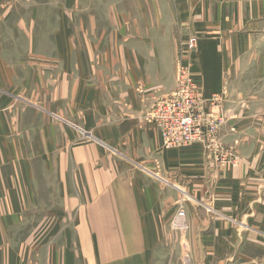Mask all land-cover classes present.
<instances>
[{
	"label": "crops",
	"instance_id": "1",
	"mask_svg": "<svg viewBox=\"0 0 264 264\" xmlns=\"http://www.w3.org/2000/svg\"><path fill=\"white\" fill-rule=\"evenodd\" d=\"M179 56L219 150L153 123ZM262 80L264 0H0V264H264Z\"/></svg>",
	"mask_w": 264,
	"mask_h": 264
},
{
	"label": "built area",
	"instance_id": "2",
	"mask_svg": "<svg viewBox=\"0 0 264 264\" xmlns=\"http://www.w3.org/2000/svg\"><path fill=\"white\" fill-rule=\"evenodd\" d=\"M181 54L193 53L196 39L181 40L178 46ZM215 98V97H213ZM206 100L200 91L194 73L183 56L176 66L175 88L155 104L153 123L158 128L166 147L186 146L198 140L211 141L215 132L224 122L223 113L212 111L213 101ZM208 144L206 147H209ZM184 215L183 209L177 213Z\"/></svg>",
	"mask_w": 264,
	"mask_h": 264
},
{
	"label": "rangeland",
	"instance_id": "3",
	"mask_svg": "<svg viewBox=\"0 0 264 264\" xmlns=\"http://www.w3.org/2000/svg\"><path fill=\"white\" fill-rule=\"evenodd\" d=\"M189 37H195V36H194V35H191V36H189ZM177 59H178V58H177ZM176 61H177V60H176ZM185 62L188 63L187 60H185ZM188 64H189V63H188ZM175 65L177 66V62H176ZM257 90H258V92H259L261 98L264 99V80H262L261 83L258 85V87L255 88V91H257ZM222 112L225 113V114L227 113V112H226V109H223ZM214 140H215V141H213V144H212V145H211V141H207V140L204 141V145H205V147H206L208 144H210L208 148H211V149H214V150H219V149H221V146H220V144H219V142H218L216 136H215ZM184 264H185V263H184Z\"/></svg>",
	"mask_w": 264,
	"mask_h": 264
},
{
	"label": "bare ground",
	"instance_id": "4",
	"mask_svg": "<svg viewBox=\"0 0 264 264\" xmlns=\"http://www.w3.org/2000/svg\"><path fill=\"white\" fill-rule=\"evenodd\" d=\"M202 94V93H201ZM203 96V95H202Z\"/></svg>",
	"mask_w": 264,
	"mask_h": 264
}]
</instances>
